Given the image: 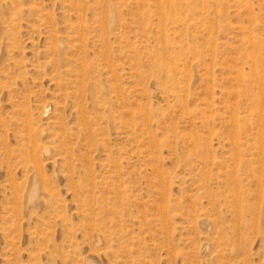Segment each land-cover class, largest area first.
Listing matches in <instances>:
<instances>
[{"label": "rangeland", "instance_id": "374dc122", "mask_svg": "<svg viewBox=\"0 0 264 264\" xmlns=\"http://www.w3.org/2000/svg\"><path fill=\"white\" fill-rule=\"evenodd\" d=\"M0 264H264V0H0Z\"/></svg>", "mask_w": 264, "mask_h": 264}]
</instances>
